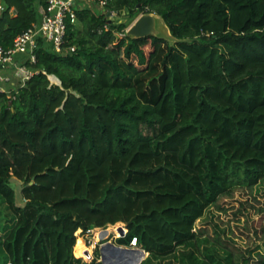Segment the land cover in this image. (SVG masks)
Wrapping results in <instances>:
<instances>
[{
    "label": "trees",
    "instance_id": "16d2710c",
    "mask_svg": "<svg viewBox=\"0 0 264 264\" xmlns=\"http://www.w3.org/2000/svg\"><path fill=\"white\" fill-rule=\"evenodd\" d=\"M39 3L0 0L3 47L33 26ZM108 7L126 8L124 18L158 15L172 41L117 37L126 24L94 8L68 26L74 51L37 40L38 72L0 92V198L15 217L2 264H80L73 250L82 257L90 247L76 232L118 222L127 228L119 243L136 237L147 264L198 241L207 208L264 178V0ZM203 258L187 260L221 264L208 251Z\"/></svg>",
    "mask_w": 264,
    "mask_h": 264
},
{
    "label": "rangeland",
    "instance_id": "374dc122",
    "mask_svg": "<svg viewBox=\"0 0 264 264\" xmlns=\"http://www.w3.org/2000/svg\"><path fill=\"white\" fill-rule=\"evenodd\" d=\"M140 14L142 13H137L131 18H124V15L115 12L108 16V23L123 22L128 28ZM155 27L163 37L172 41L167 26L159 16L155 17ZM51 81L58 82L53 76H51ZM9 186L14 192L16 205L23 206L25 201L21 195L20 181L12 177L9 180ZM14 223V214L0 198V264L6 260L1 241L7 236ZM113 226H121L127 230L126 224L122 222L107 225L106 228L109 231ZM97 229L102 228L90 230L93 232ZM194 230L200 236L198 241L177 246L172 254L166 257L151 258L147 264H191L187 260L188 255L204 259V251L211 253L214 259H219L221 264H255L262 260L264 258V178L252 186H237L231 194L220 197L216 204L207 208L203 216L196 221ZM92 232H82L79 229L76 237L78 235L83 240L84 238L86 241L93 240ZM115 242L119 243L118 240ZM95 248L99 249L98 245L95 244L92 257L87 255L77 257L74 250L73 255L81 260L80 264H102L100 258H96ZM147 255L148 253L141 262Z\"/></svg>",
    "mask_w": 264,
    "mask_h": 264
},
{
    "label": "built area",
    "instance_id": "2783aa9c",
    "mask_svg": "<svg viewBox=\"0 0 264 264\" xmlns=\"http://www.w3.org/2000/svg\"><path fill=\"white\" fill-rule=\"evenodd\" d=\"M37 6L38 17L37 21L17 35L11 46L3 47L0 44V92L10 93L11 90L18 86L24 85L38 70L33 69L31 64L35 62L34 48L37 40L41 39L47 50H51L56 54H65L66 52L74 51V46L65 45V36L68 26L77 23L76 12L85 8H94L106 13V18L115 13V10H110L108 7V0H42ZM0 5V12L3 10ZM111 13L110 15L108 13ZM127 28L124 32H117V37H122L126 34ZM123 228V235L119 228L117 233H109L105 238L99 240L95 244L100 247L104 243H114L120 247L139 249L142 252L140 262L147 254V252L137 244L136 237H132L128 244L115 242L116 240L126 236L127 230ZM104 229V228H102ZM98 230V229H97ZM96 231V230H95ZM95 231L88 230L87 233ZM93 239V238H92ZM84 243L91 245L93 240ZM92 249L86 250L83 257H92ZM140 264V263H139Z\"/></svg>",
    "mask_w": 264,
    "mask_h": 264
},
{
    "label": "water",
    "instance_id": "95a60500",
    "mask_svg": "<svg viewBox=\"0 0 264 264\" xmlns=\"http://www.w3.org/2000/svg\"><path fill=\"white\" fill-rule=\"evenodd\" d=\"M117 10H119L121 15H124L125 11L128 12L126 8L122 9V7H119ZM108 14L110 15L111 13L109 12ZM156 16L158 15L154 13L140 14L127 28L126 35L133 38L155 36L167 39L155 27ZM119 231L123 235L124 231L122 227H119ZM99 252L102 264H135L136 262L139 264L140 257L143 255L139 249L120 247L111 242L102 244L99 247Z\"/></svg>",
    "mask_w": 264,
    "mask_h": 264
},
{
    "label": "bare ground",
    "instance_id": "6f19581e",
    "mask_svg": "<svg viewBox=\"0 0 264 264\" xmlns=\"http://www.w3.org/2000/svg\"><path fill=\"white\" fill-rule=\"evenodd\" d=\"M119 227H121V226H113V227L111 228V230H109V231H108V228H104V229H98V230H96L95 233H94L93 241L91 242V245L89 246L90 249H92L93 245H94L96 242H98L99 240L105 238L109 233H117V229H118ZM112 229H113V230H112ZM77 237L83 240L82 237H79L78 235H77ZM135 264H137V262H136Z\"/></svg>",
    "mask_w": 264,
    "mask_h": 264
}]
</instances>
